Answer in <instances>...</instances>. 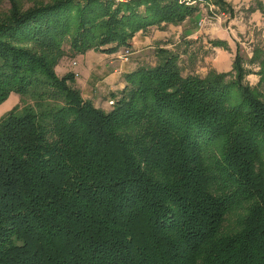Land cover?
Returning <instances> with one entry per match:
<instances>
[{
  "label": "trees",
  "instance_id": "16d2710c",
  "mask_svg": "<svg viewBox=\"0 0 264 264\" xmlns=\"http://www.w3.org/2000/svg\"><path fill=\"white\" fill-rule=\"evenodd\" d=\"M8 1L0 103H19L0 116V264H264V50L252 86L238 50L228 72L183 75L159 45L104 110L58 61L198 21L199 5Z\"/></svg>",
  "mask_w": 264,
  "mask_h": 264
},
{
  "label": "crops",
  "instance_id": "0c3cea01",
  "mask_svg": "<svg viewBox=\"0 0 264 264\" xmlns=\"http://www.w3.org/2000/svg\"><path fill=\"white\" fill-rule=\"evenodd\" d=\"M231 1H235L238 4L242 3L245 6H248L249 3H253V1H256V3L258 4L257 6H254L253 9H251L248 17H226L230 19L228 20L227 24L226 21H221L220 17L219 19L216 17L214 19L207 20L206 26L201 28L200 31L196 27L191 31H187L185 30L186 25L184 22H182L181 24H168L162 22L160 27L157 25H151L148 26L144 31L139 30L135 32V34L129 40V46H127L124 50H119L120 47L112 51H100L97 49L89 48L82 53H77V55H79V60L87 62L84 67L88 69L83 75H80V79L78 80L79 82H76L81 95L83 96V98L92 100V102L97 107H99L100 101L105 97L97 95V90L93 85L94 80L95 82L98 80V78H96L95 76L94 69L96 68V65L104 64L106 66L112 67L114 74L113 85H117L116 92H118L126 84L124 74L131 71L128 70V67L132 63H134L133 60H131L130 62L126 61L128 55H130V53L139 51L144 47H154L157 44H165L168 47H172L173 45H176L179 41H181L182 38H197L198 36H200L201 39L204 38L203 41H205L207 45L210 46H207V50L202 53L200 58L196 57L195 62L205 64L207 68L214 69L219 72H228L232 69L235 53L237 52L239 46L242 50V45H244L245 42L248 44L247 50L249 51V57L252 56V53L256 46H259L264 50V0ZM253 29L256 30V34L252 33ZM241 34H243L245 41L241 40ZM254 39H257V41H253ZM128 48H130L131 50ZM125 50H128L126 56L124 55ZM75 56L71 58L74 59ZM65 62L68 61L65 60ZM60 63L61 62H59L58 64ZM58 64L55 66V69ZM66 66L67 67L65 68H68L69 64H66ZM195 66L197 67V64ZM60 67L61 66H59V68ZM135 68L136 67H133V69ZM82 70L83 69H80V71ZM195 73L205 75L207 73V70H203L202 68H200L196 69ZM250 75L251 74H249V76ZM255 76L257 77V75ZM257 81L258 78H255V82ZM111 88L112 86H110V89ZM9 95L12 97V104L8 103L7 105L3 103L7 98L3 102H1L0 116L19 103V96H17V94H14L12 92ZM109 99H111V97L108 98V100Z\"/></svg>",
  "mask_w": 264,
  "mask_h": 264
},
{
  "label": "rangeland",
  "instance_id": "374dc122",
  "mask_svg": "<svg viewBox=\"0 0 264 264\" xmlns=\"http://www.w3.org/2000/svg\"><path fill=\"white\" fill-rule=\"evenodd\" d=\"M21 1H22L21 3L23 4V6L26 7V6L30 5L31 3L35 2L36 0H21ZM181 1L185 2L186 4L197 3L199 5V12H198L199 15L198 14L195 15V16H198V21H195L192 19L190 20V18H187L186 20L183 21L186 25L185 28L192 26L194 24L196 26V28L199 29V31L201 28L206 26L207 20H209V19L211 20V19H214L216 17L219 19V17H220V20L223 22L226 21V24H227L228 20H230V19L226 18V17H228V16L230 18H233V16L248 17L249 13L252 9L251 6L253 4H254L253 6H257L256 1H253V3H249L248 6H245L242 3L238 4L235 1L230 0L228 2L232 6L233 5L234 6L232 9V12H229V10H221L220 7L218 6V4L213 2V0H181ZM9 5H10V3L8 0H0V10L8 8ZM200 20H201V23H199ZM162 22H164V21H162ZM162 22L152 24V25H157L160 27ZM164 23L175 24L173 22H164ZM181 23H177V24H181ZM149 26H151V25H149ZM145 29H147V27L140 29V30L144 31ZM252 33L256 34V30L253 29ZM201 35H203V34H201ZM203 40H204V38L201 39L200 36H198L197 38L185 37V38H182L181 41H179L176 45L169 47V48H172V49L179 52L178 62L180 64V67L182 68V74L183 75H186L188 73H195V70L200 69V68H202L203 70L206 69L208 71L209 68H207V66L205 64L195 62L196 57L200 58L202 53H204L207 50V48H208L207 46H210V45H207V43ZM241 40L245 41L243 34H241ZM253 41H257V39H254ZM64 46L67 48L68 43H64ZM127 46H129V44L128 45H120L118 47H120L119 50L120 49L124 50ZM157 46H159V44L155 45L154 47H144V48L140 49L139 51L130 53V55H128V58L126 61L130 62L131 60H133L134 63H132L128 67V70H132L133 67H136L138 65L153 64L155 61V57L153 55V52H154L155 48H157ZM163 46H166V45L163 44ZM242 46H243L242 50L240 49V46H239L238 51H239L240 55L242 56L245 68L249 72L245 76L244 80L247 83H249L250 85L254 86L257 84V82H255V78H259V75L256 73L258 71L259 67L256 63H250V58L252 56L249 57V51L247 50L248 44L245 42V44ZM256 47L260 48L259 46H256ZM128 49H130V48H128ZM100 51H102V50H100ZM252 55H253V53H252ZM71 57H73V56H66V57L61 58L58 61V63L59 62H61V63L60 64L57 63L58 66L56 67L55 71L58 75H62L63 73H65L68 70L72 71V72H74V75L76 74L75 75V82H77L80 79V75L81 74L83 75L88 70L86 67H84V65L87 64V62H85L83 60H79V55L75 56V58H74L75 60ZM64 59L68 62H65ZM73 61L76 62L75 65L71 64V62H73ZM66 64L67 65L69 64L68 68H65V67H67ZM196 64H197L198 68L195 66ZM59 66L64 67V68H61V67L59 68ZM80 69H83V70L80 71ZM94 69H95V76H96V78H98V80L96 82L94 80L93 85L97 90V95H101V96L105 97L104 99H102L100 101L99 107H101L104 110H109L111 107V103H110L111 99L108 100V98L112 97V94H114L116 92V86H117L115 84L113 85L114 74H113L112 67L106 66L104 64H99V65H96V68H94ZM249 74H251V75L249 76ZM255 75H257V77ZM77 77H79V78H77ZM248 78H250V79H248ZM110 86H112L111 89H110ZM14 94H16V93H14ZM3 103L7 104V105H8V103L12 104V97L9 95ZM1 116H2V114H1Z\"/></svg>",
  "mask_w": 264,
  "mask_h": 264
},
{
  "label": "built area",
  "instance_id": "2783aa9c",
  "mask_svg": "<svg viewBox=\"0 0 264 264\" xmlns=\"http://www.w3.org/2000/svg\"><path fill=\"white\" fill-rule=\"evenodd\" d=\"M111 1H113V2H119V1H124V0H111ZM199 23H201V20L199 21ZM127 52H128V50H125V52H124V55H125V56L127 55ZM71 64L75 65L76 62L73 61V62H71ZM75 75H76V74H75ZM110 103H112V101H110Z\"/></svg>",
  "mask_w": 264,
  "mask_h": 264
}]
</instances>
